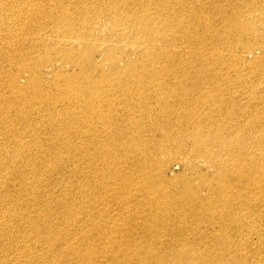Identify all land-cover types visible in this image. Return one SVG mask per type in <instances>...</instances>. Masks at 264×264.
Here are the masks:
<instances>
[{"label": "bare ground", "instance_id": "bare-ground-1", "mask_svg": "<svg viewBox=\"0 0 264 264\" xmlns=\"http://www.w3.org/2000/svg\"><path fill=\"white\" fill-rule=\"evenodd\" d=\"M186 2L0 0V264H51L57 224L84 252L61 264H264V90L248 94L264 86V40L230 2L242 39L225 61ZM246 80V98H226Z\"/></svg>", "mask_w": 264, "mask_h": 264}, {"label": "rangeland", "instance_id": "rangeland-1", "mask_svg": "<svg viewBox=\"0 0 264 264\" xmlns=\"http://www.w3.org/2000/svg\"><path fill=\"white\" fill-rule=\"evenodd\" d=\"M34 1V0H33ZM186 6H185V14L183 15V20L192 28V26L195 25H199L198 28H196L195 30L200 31L202 33L203 38H206V42H204V47L208 48V46L210 47V45H213L219 52H221L223 55L225 54L226 57L224 58L225 61H230L231 58L228 57V47L230 46L231 48H235V49H240L241 48V44L238 42L237 43V38L238 39H242V36L240 34L237 33V31L234 28H230L228 26V18L231 15V10L230 8L233 7L231 5L230 2H233L234 5H236L234 8H238V12L237 15L236 14H232L236 16V19H239L241 23H244L245 21L251 19V22L249 23L250 26L252 27V31H249V33H252L253 31H255L256 29L259 32V40L262 41L264 40V0H186ZM182 4H185V1H182ZM178 2H175L174 10L172 12H169L167 10H164L163 13H167V14H171L174 11H176L177 9H179V7L177 6ZM166 9V7H165ZM222 9H223V13H222ZM263 9V10H262ZM218 15H217V14ZM247 16H249L250 18H248ZM21 26H25L27 24L30 23L31 19L28 15L26 16H21ZM220 25V26H218ZM42 27H45V25H43ZM239 27V26H238ZM248 34V33H246ZM221 37H227L228 40L226 41H221L220 38ZM180 39H184V37L181 35ZM41 44V43H40ZM121 44V43H120ZM124 46V45H122ZM201 47V46H199ZM182 48H185L184 46H182ZM210 49V48H208ZM181 51V54L183 56H189L191 54V51ZM255 54L254 56H259L260 52L257 50H254ZM126 53H129L128 50L126 49ZM238 55V54H237ZM253 56V55H252ZM98 54L95 55V59H97ZM241 57V56H240ZM251 59V57H249ZM189 62H192V60H189ZM206 63H210L209 61H206ZM219 63H223V60L221 59L219 61ZM218 63V64H219ZM62 64L60 62L56 63V67L59 68L61 67ZM163 68V66L161 64L157 65L156 69H161ZM191 68V65L189 66V69ZM218 68V66H217ZM237 72L239 70V68H242V70H244V66H242V64L237 67ZM248 69V67H246ZM241 70V71H242ZM254 72L259 73V74H264V59L262 58L260 64L257 66V68L254 70ZM232 73V69H228L226 70V74H231ZM247 74V73H246ZM220 74H217L216 76L219 77ZM221 75H224V70L221 72ZM244 76V75H242ZM248 77H252L251 74H247V78ZM60 78V77H59ZM58 78V80H59ZM54 78L51 79V77H49L50 82L53 80ZM251 80H246L244 82H241L236 85L238 88L235 92L236 96L233 97L232 94L229 93H225L226 98H230L229 100H241L240 98H246L247 95L246 94V90L249 86H251ZM26 82V81H25ZM28 83V82H26ZM172 86L174 84L170 83ZM209 84L212 86L211 82H209ZM161 86H164L165 88L168 87V82L167 81H162ZM222 86V85H221ZM254 86V85H253ZM24 87L27 88V84H24ZM47 87V91L45 92V94L51 96V86L49 87V85L46 86ZM224 86H222L223 88ZM32 88L33 86L30 85V88L28 89L29 91L32 92ZM224 90V89H223ZM263 91L264 90V86H255L250 93H253L254 91ZM6 91V90H5ZM7 94L9 95L8 91H6ZM227 92V91H224ZM260 92H258L259 94ZM40 95V94H39ZM44 95V94H43ZM65 103V102H64ZM203 105L205 103H202ZM200 105V103H199ZM154 108L155 110H158L157 105L154 103ZM203 108H205L203 106ZM206 113V111H205ZM46 114V113H44ZM37 117V115H36ZM23 123L22 127L19 128V124ZM145 122V121H143ZM127 125L130 127V123H127ZM142 125H144L143 127L147 128V125H150V123H142ZM12 128H15L14 131L17 132L16 129H25V127L27 126L26 120L21 118V115L18 114L17 112V116L13 119H11V125ZM208 128L210 130H215L217 129L216 127H209ZM37 131L39 132V134H41L42 136L45 134V129L43 128H38ZM168 131V127L167 125H163L161 127V129H159L158 131H155L159 134ZM177 135H179V132L177 131ZM41 136V137H42ZM11 137H18V135H12ZM37 145H39L38 143H36ZM67 149H70L69 147H67ZM83 158V155L82 157ZM51 160H54V158L51 156L50 157ZM170 170L171 172H169V176L172 177L176 174H178L179 172H181V167L178 166L177 164H172L170 166ZM72 178V173L69 174L68 172L64 173L63 177H61V179L64 180V183H70V179ZM81 179H86V176L83 175L81 177ZM92 185V183H90ZM15 188H11L9 190V192L14 191ZM59 207V211H56L53 214H57L59 215V213H67L69 212L70 209V204L68 202H65L64 204H62ZM44 214L46 216H50V214L48 212H44ZM35 215L34 217L36 218L38 224L43 225V223L41 222L43 217L39 214V212H34ZM64 217V214H63ZM56 220L59 221V218L56 217ZM2 228V226L0 225V229ZM57 229H60V233H58L57 235L54 234V231H56ZM30 234H34V232H30ZM55 242H51L50 239L56 238ZM69 237V226H66L64 224L63 228H60L58 226V224L55 226L54 229H52V232L49 233L48 230L45 232V240H46V245H47V251H48V255L51 257L52 262L51 264H61L60 260L61 258H63L66 261V258H68V260L70 262L76 261L77 258L76 256H81L84 252H78L79 250V245L77 242H75V238L72 236L71 239H68ZM6 242V241H5ZM25 247L29 246L31 244V242L28 239H25L24 242ZM68 246L70 248V250H66L65 248L68 249ZM106 250V249H105ZM37 254L39 257H43L47 255L46 250H43L41 245H37ZM53 254H55V257L53 258ZM102 256H105V254H102ZM101 258V257H100ZM98 258V259H100ZM103 262H105V260H102ZM96 264H101V262L98 260L96 262ZM106 264H109L108 262H106Z\"/></svg>", "mask_w": 264, "mask_h": 264}]
</instances>
